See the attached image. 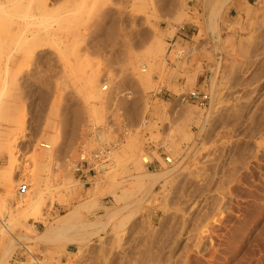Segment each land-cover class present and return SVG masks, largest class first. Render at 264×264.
I'll return each mask as SVG.
<instances>
[{"label": "rangeland", "instance_id": "374dc122", "mask_svg": "<svg viewBox=\"0 0 264 264\" xmlns=\"http://www.w3.org/2000/svg\"><path fill=\"white\" fill-rule=\"evenodd\" d=\"M245 4L249 14L238 10ZM262 5L47 0L46 10L10 12L13 20L26 12L27 22L0 29V264H264ZM156 41L162 51L151 54ZM191 90L209 99L181 102ZM11 134L12 156L2 143ZM117 140L111 170L73 173L82 153ZM147 171L164 175L149 187L132 184ZM21 180L29 190L17 196ZM39 196L44 203L34 208Z\"/></svg>", "mask_w": 264, "mask_h": 264}, {"label": "bare ground", "instance_id": "6f19581e", "mask_svg": "<svg viewBox=\"0 0 264 264\" xmlns=\"http://www.w3.org/2000/svg\"><path fill=\"white\" fill-rule=\"evenodd\" d=\"M24 1L25 0H0V29H2L3 28V31H5L4 29H10V30H19V29H21V27H24V26H26L25 24H26V22L24 21V18H25V16H26V12H25V15H23L22 14V12H21V14H19L20 15V17H19V19H17V20H13L12 18H14V17H11L10 15V12H12L13 10L15 11H17V10H20V11H23L24 9L23 8H25L26 10H31V9H39V10H43V9H45L46 10V6H47V0H36V6L34 7V6H32L31 5V1L32 0H29V2H26V5L24 4ZM31 2V3H30ZM33 2H35V1H33ZM28 3V4H27ZM100 3V2H99ZM102 3V2H101ZM104 5V4H103ZM173 5V4H172ZM178 5V4H177ZM221 6V5H220ZM249 6V5H248ZM246 4L245 5H241L239 8H238V10H241L242 12H244L245 14H249L250 13V11H251V9L248 7ZM262 6H264V5H262ZM175 7V6H174ZM177 7V6H176ZM185 7V6H184ZM234 7V6H233ZM261 8V7H260ZM259 8V9H260ZM254 9V8H253ZM47 10H49V9H47ZM175 10V9H174ZM174 10H172V12L174 11ZM220 10V9H219ZM255 10H256V8H255ZM111 11V10H110ZM254 11V10H253ZM252 11V12H253ZM261 11V10H260ZM17 12H19V11H17ZM24 12V11H23ZM32 11H30V13H31ZM180 12V11H179ZM179 12H177V13H179ZM256 12V11H255ZM262 12H264V11H262ZM41 13V12H40ZM219 13V12H218ZM257 13V12H256ZM261 13V12H260ZM259 13V14H260ZM18 13H16V15H17ZM43 14V13H42ZM254 14V13H253ZM261 14H264V13H261ZM46 15V14H45ZM180 15V14H179ZM178 15V16H179ZM251 15V14H250ZM246 16V15H245ZM259 16V15H258ZM261 16V15H260ZM18 17V16H17ZM34 17H35V15H34ZM254 18H257V17H255V16H253ZM168 18V17H167ZM179 18V17H178ZM245 18V17H244ZM16 19V18H15ZM29 19V18H28ZM36 19V18H35ZM174 19V18H173ZM252 19V18H251ZM23 20V21H22ZM30 20V19H29ZM178 20H180V19H178ZM244 20V19H243ZM249 20V19H248ZM261 22H258V23H264V15H262L261 16ZM31 21V20H30ZM37 21V20H36ZM29 23H31V22H29ZM209 23V22H208ZM232 23V22H231ZM251 23V22H250ZM234 24V23H233ZM237 24V23H236ZM27 25H28V23H27ZM33 25V24H32ZM31 25V26H32ZM58 25V24H57ZM61 25V24H60ZM59 25V26H60ZM58 26V27H59ZM248 26H249V24H248ZM262 26V25H261ZM257 27H258V25H257ZM256 27V28H257ZM25 28V27H24ZM23 28V29H24ZM256 28H254V29H256ZM55 29V28H54ZM111 29V28H110ZM15 30V31H16ZM34 30V29H33ZM23 31V30H22ZM256 31V30H255ZM258 31V30H257ZM18 32H20V31H17V33ZM73 32V31H72ZM108 32V31H107ZM1 33V32H0ZM3 33V32H2ZM10 34V33H9ZM12 34V33H11ZM11 34H10V36H11ZM19 34V33H18ZM47 34V33H46ZM75 34H77V32H75ZM17 35V34H16ZM73 35V34H72ZM114 35V34H113ZM227 35V34H226ZM233 35V34H232ZM235 35V34H234ZM21 36V34L19 35V38H21L20 37ZM26 36V35H25ZM79 36V35H78ZM11 37H15V36H13V34H12V36ZM33 37V36H32ZM31 37V38H32ZM41 37V36H40ZM48 37V36H47ZM226 37V36H225ZM241 37V36H240ZM251 37V36H250ZM253 37V36H252ZM19 38H18V41H19ZM51 38V37H50ZM227 38V37H226ZM254 38V37H253ZM258 38V37H257ZM7 39V37H5V40ZM27 39V38H26ZM29 39V38H28ZM245 39V38H244ZM1 40V39H0ZM34 38H32V40L31 41H33L34 42ZM206 40V39H205ZM253 40V39H252ZM21 41V40H20ZM30 41V44H32L33 42H31ZM227 41V40H226ZM244 41H246V40H244ZM10 42V41H9ZM36 42H37V37H36ZM157 42V45L158 46H156V47H152L153 48V50H151L150 48V50L152 51V52H150V51H148V52H150L151 54L152 53H154V51H158L159 53H161V51H162V48H161V46H162V44H160L159 43V41H156ZM203 42V41H202ZM205 42V41H204ZM224 42V41H223ZM20 43V42H19ZM38 43V42H37ZM42 43V42H41ZM159 43V44H158ZM234 43V42H233ZM2 44V43H1ZM4 44V43H3ZM156 44V43H155ZM239 44V43H238ZM19 45H21V44H19ZM33 45V44H32ZM154 45V44H153ZM251 45H253V42H252V44ZM262 45H264V44H262ZM14 46H16V45H14ZM34 46V45H33ZM29 47V46H28ZM198 47V46H197ZM1 48V47H0ZM3 49V48H2ZM30 49V48H29ZM34 49V48H33ZM262 49V48H261ZM28 51V50H27ZM180 51V50H179ZM262 51V50H261ZM7 52V51H6ZM25 52V51H24ZM157 52V53H158ZM252 52V51H251ZM4 53V52H3ZM30 53V52H29ZM149 53V54H150ZM185 53V52H184ZM262 53V52H261ZM2 54V53H1ZM25 54V53H24ZM27 54V53H26ZM253 54V53H252ZM9 55V54H8ZM22 55V54H21ZM28 55V54H27ZM26 55V56H27ZM156 55V54H155ZM175 55V54H174ZM179 55V54H178ZM256 55V54H255ZM9 57V56H8ZM7 57V58H8ZM28 57V56H27ZM175 57V56H174ZM197 61V60H196ZM191 63V62H190ZM183 65H184V63H183ZM7 66V65H6ZM151 66V65H150ZM169 66V65H168ZM182 66V65H181ZM9 67V66H8ZM176 67V66H175ZM52 68H54V67H52ZM51 68V69H52ZM150 68V67H149ZM45 69V68H44ZM171 69V68H170ZM191 69V68H190ZM1 70V69H0ZM55 70V69H54ZM144 72H145V69H144ZM1 73V72H0ZM147 74V73H146ZM146 74H145V76H146ZM148 75V74H147ZM149 76V75H148ZM188 76V75H187ZM145 79H147L146 77H145ZM145 79H143V80H145ZM149 79V78H148ZM193 79V78H192ZM13 80V79H12ZM148 81V80H147ZM13 83L15 82V81H12ZM149 82V81H148ZM9 84V83H8ZM149 84V83H148ZM11 85V84H10ZM13 85V84H12ZM146 85V84H145ZM6 86V85H5ZM14 87H16V86H14ZM8 88H10V87H8ZM7 88V89H8ZM211 88V87H210ZM19 89V88H18ZM9 90V89H8ZM211 90V89H210ZM5 91H7V90H5ZM14 91V90H13ZM3 92V91H2ZM14 92H16V91H14ZM210 92V91H209ZM12 93V92H11ZM20 93V92H19ZM5 93H3V95H4ZM10 94V93H9ZM15 95V94H14ZM212 95V94H211ZM12 96V95H11ZM251 97V96H250ZM180 99V98H179ZM13 101V100H12ZM23 101V100H22ZM124 101V100H123ZM255 101V100H254ZM20 102V101H19ZM44 102H45V100H44ZM130 103V102H129ZM180 103V102H179ZM135 104V103H134ZM125 105H127V104H125ZM132 105V104H131ZM188 105V104H187ZM4 106V105H3ZM1 108V107H0ZM7 108V107H6ZM126 108V107H125ZM191 108V107H190ZM196 109H197V107H195ZM3 109V108H2ZM20 109V108H19ZM164 109V108H163ZM16 110V109H15ZM201 110V109H200ZM202 111V110H201ZM256 111H257V109H256ZM131 112V111H130ZM177 112V111H176ZM197 112V111H196ZM206 112V111H205ZM253 112V111H252ZM262 112H264V111H262ZM2 113H3V111H2ZM8 113V112H7ZM9 113H11V112H9ZM17 113V112H16ZM179 113V112H178ZM184 113H185V111H184ZM191 113V117H192V112H189V114ZM12 114V113H11ZM133 114V113H132ZM140 114V113H139ZM169 114V113H168ZM198 114H200V113H198ZM253 114V113H252ZM18 114H16V116H17ZM131 115V114H130ZM186 115V114H185ZM262 115H264V114H262ZM1 116V115H0ZM19 116V115H18ZM132 116V115H131ZM179 116V115H178ZM195 116H197V115H195ZM251 116V115H250ZM11 117V116H10ZM143 117V116H142ZM6 118V117H5ZM129 118V117H128ZM166 118V117H165ZM183 118V117H182ZM260 118V117H259ZM2 119V118H1ZM13 119V118H12ZM139 119V118H138ZM181 119V118H180ZM186 121H187V119L186 118H184ZM184 119H182V120H184ZM192 119V118H191ZM194 119V118H193ZM262 119H264V118H262ZM7 120V119H6ZM140 120V119H139ZM202 120V119H201ZM15 121H16V119H15ZM131 121V120H130ZM138 122V121H137ZM149 122V121H148ZM190 122V121H189ZM253 122V121H252ZM7 123V122H6ZM17 123V122H16ZM262 123V122H261ZM9 124H11V123H9ZM22 124V123H21ZM146 124V123H145ZM144 123H142V126H144L145 125ZM250 124H251V122H250ZM260 124V123H259ZM147 125V124H146ZM168 126V125H167ZM256 126V125H255ZM5 127V126H4ZM10 127V126H9ZM9 127H7V130H8V128ZM15 127V126H14ZM172 127V126H171ZM179 127V126H178ZM251 127V126H250ZM260 127V126H259ZM262 127V126H261ZM1 128H2V126H1ZM16 128V127H15ZM173 129V128H172ZM178 129V128H177ZM1 130V129H0ZM10 130V129H9ZM15 130H17V129H15ZM171 130V129H170ZM175 130V129H174ZM174 130H173V132H174ZM179 130V129H178ZM259 130V129H258ZM262 131V130H261ZM6 132V131H5ZM168 132V131H167ZM182 132V131H181ZM250 132V131H249ZM2 133V132H1ZM0 133V134H1ZM165 133V132H164ZM6 134V133H5ZM17 134V133H16ZM166 134V133H165ZM169 134V133H168ZM174 134V133H173ZM187 134V133H186ZM13 136H16L15 134H11L10 136H9V138H7L6 137V140L5 141H1L2 143H4V146L6 147V151L8 152V154H12V149H11V143H10V141L12 140V142H13ZM126 136V135H125ZM133 136V135H132ZM168 136V135H167ZM1 138V137H0ZM168 138V137H167ZM171 138V137H170ZM2 139V138H1ZM52 139V138H51ZM50 139V140H51ZM132 140V139H131ZM162 140V139H161ZM160 140V141H161ZM14 141H15V138H14ZM47 142H49V141H47ZM50 143H51V141H50ZM70 143V142H69ZM131 144V143H130ZM178 144V143H177ZM2 145V144H1ZM48 147H49V145H47ZM14 147V146H13ZM12 147V148H13ZM69 147V146H68ZM134 148V147H133ZM136 148V147H135ZM134 148V149H135ZM168 149V148H167ZM187 149V148H186ZM21 150V149H20ZM47 151V150H46ZM45 151V152H46ZM198 151V150H197ZM196 151V152H197ZM168 152V151H167ZM188 152V151H187ZM195 152V153H196ZM138 153H140V152H138ZM181 153V152H180ZM186 153V152H185ZM40 154H42L43 155V153H40ZM45 154V153H44ZM143 154V153H142ZM168 154V153H167ZM194 154V153H193ZM192 154V155H193ZM46 155V154H45ZM9 156V155H8ZM12 156V155H11ZM14 156V155H13ZM41 156V155H40ZM42 157V156H41ZM40 157V158H41ZM140 157V156H139ZM234 157V156H233ZM191 158V157H190ZM7 159H9V158H7ZM48 159V158H47ZM160 159V158H159ZM233 159V158H232ZM11 160V161H10ZM10 160H8V161H10L11 163L9 164L10 166V168L12 167L13 168V164H14V159L12 158V159H10ZM51 160V159H50ZM141 160V159H140ZM173 160V159H172ZM181 160V159H180ZM7 161V162H8ZM40 161V160H39ZM38 161V162H39ZM240 161H242V160H240ZM45 162V161H44ZM163 162V161H162ZM40 163V162H39ZM46 164V163H45ZM24 165H25V163H24ZM27 165H29V164H27ZM59 165V164H58ZM67 165V164H66ZM139 165V164H138ZM141 165V164H140ZM165 165V164H164ZM234 165V164H233ZM8 166V165H7ZM62 166V165H61ZM215 166H217V165H215ZM4 167V166H3ZM56 167V166H55ZM64 167V166H63ZM139 167H141L142 169L144 168V166L143 165H141V166H139ZM173 167V166H172ZM171 167V168H172ZM11 168V169H12ZM29 168V167H28ZM36 168V167H35ZM40 168V167H39ZM44 168V167H43ZM42 168V169H43ZM141 168H138L139 169V171H140V169ZM163 168V167H162ZM184 168V167H183ZM186 168V167H185ZM15 169V168H14ZM17 169V168H16ZM27 169V168H26ZM138 169H137V171H138ZM9 170V169H8ZM111 170V169H110ZM169 170H170V168H169ZM187 170V169H186ZM233 170V169H232ZM10 172L8 173V174H4V176H3V180H5V181H9L10 180V176H11V171L12 170H9ZM33 171V170H32ZM40 171H41V169H40ZM70 171V170H69ZM68 171V172H69ZM143 171V170H142ZM171 171V170H170ZM173 171V170H172ZM25 172V171H24ZM31 172V171H30ZM49 172V171H48ZM51 172H53V169H52V171ZM167 172V171H166ZM165 172V173H166ZM37 173V172H36ZM34 174L33 175V177H35V175H37V174ZM71 173V172H70ZM105 173V172H104ZM112 173V172H111ZM113 173H114V171H113ZM117 173V172H116ZM128 173V172H127ZM145 174L144 175H142V173L140 174V173H138L139 175L138 176H136V179H138L137 177H141V175H142V177L141 178H139L138 180H135L136 182H134L133 181V185L135 184V185H137V186H139V187H141V186H143L144 188H145V186H147L146 184L147 183H149V182H153V184L158 180V178L159 177H161V175H164V172L162 173L161 171H159V172H152V171H150V172H144ZM30 174H32V173H30ZM64 174H65V172H64ZM99 174V173H98ZM126 174V173H125ZM52 175V174H51ZM58 175V174H57ZM66 175V174H65ZM107 175H109V174H107ZM112 175V174H111ZM172 175V174H171ZM182 175V174H181ZM180 175V176H181ZM215 175V174H214ZM1 176V175H0ZM26 176V175H25ZM25 176H24V178H25ZM68 176V175H67ZM112 176H116L115 174H113ZM144 176V177H143ZM6 177V178H5ZM7 177H8V179H7ZM63 177H65V176H63ZM174 177V176H173ZM32 178V177H31ZM40 178V177H39ZM108 178H110V179H112V177L110 176H108ZM108 178H106V180H108L109 181V179ZM114 178V177H113ZM17 179V178H16ZM29 179V178H28ZM64 179V178H63ZM167 179V178H166ZM173 179H175V178H173ZM32 180V179H31ZM37 180H39V179H37ZM37 180H36V182H37ZM60 180V179H59ZM95 180V179H94ZM7 181V182H8ZM14 181V180H13ZM22 181V180H21ZM26 181V180H25ZM29 181V180H28ZM33 181H34V178H33ZM114 181V180H113ZM112 181V182H113ZM12 182V181H11ZM36 182H34V183H36ZM50 182V181H49ZM112 182H111V180H110V182L108 183V184H112ZM130 182V181H129ZM172 182V181H171ZM2 183V182H1ZM8 183H10V182H8ZM17 183V182H16ZM38 183H40V182H38ZM37 183V184H38ZM139 185H138V184ZM163 183V182H162ZM168 183V182H167ZM13 184V183H12ZM18 184V183H17ZM36 184V185H37ZM107 184V185H108ZM110 184V185H111ZM118 184V183H117ZM150 184H152V183H150ZM150 184H149V186H150ZM221 184V183H220ZM19 185V184H18ZM46 185V184H45ZM109 185V186H110ZM162 185V184H161ZM169 185H170V183H169ZM94 186V185H93ZM149 186H147V187H149ZM1 187V186H0ZM17 187V186H16ZM146 187V188H147ZM7 188V187H6ZM47 188V187H46ZM127 188V187H126ZM130 188V187H129ZM131 188H132V186H131ZM130 188V189H131ZM142 188V187H141ZM141 188H139V189H141ZM162 188V187H161ZM216 188V187H215ZM16 189V188H15ZM31 189V188H30ZM44 189V188H43ZM58 189V188H57ZM56 189V190H57ZM69 189V188H68ZM95 189H98V187L96 188L95 187ZM129 189V190H130ZM150 189V188H149ZM17 190V189H16ZM124 190V189H123ZM123 190H122V192H123ZM127 190V189H126ZM125 190V191H126ZM128 190V191H129ZM134 190V189H133ZM138 190V189H137ZM7 191V190H6ZM39 191V193H41V195H42V192H41V190H38ZM124 191V192H125ZM128 191H126V192H128ZM131 191V190H130ZM15 192V191H14ZM30 192V191H29ZM56 192V191H55ZM92 192V191H91ZM95 193V192H94ZM27 194V193H26ZM53 194V193H52ZM67 194V193H66ZM114 194V196H115V198H116V200H118L120 197H121V195L119 196L118 194H116V193H113ZM144 194H146V193H144ZM152 194V193H151ZM176 194V193H175ZM174 194V195H175ZM16 195V194H15ZM123 195H125L124 193H123ZM153 195V194H152ZM156 195V194H155ZM154 195V196H155ZM27 196V195H26ZM47 196H49V195H47ZM130 196V195H129ZM142 196V195H141ZM145 196V195H144ZM153 196V197H154ZM164 196V195H163ZM162 196V197H163ZM17 197V196H16ZM32 197V196H31ZM31 197L29 198V200H31ZM36 197V196H35ZM43 196H39V198H38V200H36L35 201V205L36 206H33L34 208L35 207H40V204H42V203H44V201H43V198H42ZM151 197V196H150ZM176 197V196H175ZM15 198V197H14ZM94 198V197H93ZM92 198V199H93ZM127 199V196L125 197V196H123L122 197V199ZM129 198V197H128ZM24 198L22 197V200H23ZM47 199V198H46ZM51 199V198H50ZM26 200V199H25ZM33 200V199H32ZM45 200V199H44ZM130 200V199H129ZM159 200V199H158ZM93 201V200H92ZM138 201V200H137ZM133 202V201H132ZM21 203V202H20ZM24 203H25V201H24ZM89 203V202H88ZM91 203H93V202H91ZM90 203V204H91ZM95 203V202H94ZM130 203V202H129ZM128 203V205H130ZM135 203V202H134ZM159 203V202H158ZM7 204H8V202H7ZM169 204V203H168ZM38 205V206H37ZM81 205V204H80ZM86 205H87V203H86ZM126 205V204H125ZM78 206V205H77ZM140 206V205H139ZM31 207V206H30ZM84 207V206H83ZM86 207V206H85ZM166 207V206H165ZM3 208V207H2ZM10 208V207H9ZM32 208V207H31ZM78 208V207H77ZM87 208H89V207H87ZM134 208V207H133ZM125 209V208H124ZM113 210V209H112ZM112 210L110 211V210H106V214H105V216L107 217V218H105L106 220L107 219H110L111 218V215H112ZM182 210V209H181ZM4 211V210H3ZM34 211V210H33ZM38 211V210H37ZM77 211V210H76ZM75 211V212H76ZM36 212V211H35ZM34 212V213H35ZM69 212V211H68ZM67 212V213H68ZM126 212V211H125ZM133 212V211H132ZM165 212V211H164ZM1 213V212H0ZM33 213V214H34ZM40 212H37V214H39ZM115 213V212H114ZM128 213H130V212H128ZM182 213V212H181ZM7 214H8V212H7ZM11 214V213H10ZM32 214V215H33ZM180 214V213H179ZM1 215V214H0ZM35 215V214H34ZM74 215V214H73ZM114 215V214H113ZM176 215V214H175ZM38 216V215H37ZM36 216V217H37ZM40 216V215H39ZM38 216V217H39ZM166 216V215H165ZM2 217V216H1ZM70 218V214H68L64 219H59L58 221H56L55 222V225L53 224V226H51V227H49V228H47L45 231H43L44 233H43V235H45V237L47 236V238H48V235L50 236V234H51V232H53V230L54 229H56V228H59L61 225L60 224H64V222L65 221H67L68 219ZM74 218V217H73ZM182 218V217H181ZM186 218V217H185ZM43 219V218H42ZM122 220H123V218H121ZM120 219V220H121ZM125 219V218H124ZM45 220V219H44ZM70 220V219H69ZM68 220V221H69ZM120 220H118V221H120ZM110 221V220H109ZM105 222V221H104ZM45 223H46V221H45ZM101 223H103V222H101ZM118 224H119V222H117ZM185 223V222H184ZM44 224V223H43ZM47 224H48V222H47ZM97 224H99V226L101 225L100 224V221H96V222H94L93 224H92V222H91V225H94V226H97ZM51 225V224H50ZM60 225V226H59ZM65 225H66V222H65ZM113 225V224H112ZM119 225H123V224H119ZM114 226V225H113ZM118 226V225H117ZM183 226H185V225H183ZM73 227V226H72ZM117 228V227H116ZM119 228V227H118ZM113 229V228H112ZM123 230V229H122ZM183 230V229H182ZM138 231V230H137ZM143 231V230H142ZM96 232V231H95ZM118 232V231H117ZM76 233V232H75ZM142 234V233H141ZM71 235V234H70ZM82 236V235H81ZM44 237V238H45ZM195 237V236H194ZM47 238H45V239H47ZM82 238V237H81ZM178 238H180V237H178ZM203 238V237H202ZM198 239V238H197ZM199 239H201V238H199ZM75 240V239H74ZM82 240V239H81ZM116 240V239H115ZM114 240V241H115ZM180 240V239H179ZM17 241V240H16ZM65 241H67V240H65ZM195 241V240H194ZM199 241H201L200 243H202V240H199ZM199 241H198V244H199ZM19 242V241H18ZM21 242V241H20ZM82 242V241H81ZM117 243H118V241H116ZM174 242V241H173ZM179 241H177V242H175V245H174V248L176 247V244L178 243ZM186 242V241H185ZM15 243H17V242H15ZM39 243V242H38ZM83 243V242H82ZM113 243V242H112ZM153 243V242H152ZM193 243V242H192ZM80 244V243H79ZM138 244V243H137ZM173 244V243H172ZM188 244V243H187ZM198 244H196V245H198ZM18 245V244H17ZM112 245H114V244H112ZM178 245V244H177ZM202 245V244H201ZM204 245H205V243H204ZM79 246V245H78ZM115 246H117V244L115 245ZM203 246V245H202ZM201 246V247H202ZM86 247V246H85ZM118 247V246H117ZM117 247H116V249H117ZM151 247V246H150ZM28 248V247H27ZM82 248V247H81ZM53 249V248H52ZM115 249V250H116ZM119 249V248H118ZM132 249V248H131ZM172 249V248H171ZM28 250V249H27ZM87 250V249H86ZM121 250V249H120ZM174 250V249H173ZM196 250H198V248L196 249ZM80 251V250H79ZM111 251V250H110ZM149 251V250H148ZM184 251V250H183ZM199 251V250H198ZM29 252H30V249H29ZM78 252V251H77ZM85 252V251H84ZM106 252V251H105ZM154 252V251H153ZM196 252V251H195ZM31 253V252H30ZM143 253H144V251H143ZM201 253V252H200ZM84 254V253H83ZM178 254V253H177ZM177 254H176V257H177ZM68 255V254H67ZM96 255H97V253H96ZM106 255V254H105ZM114 255V254H113ZM139 255V254H138ZM179 255V254H178ZM31 256V255H30ZM80 256V255H79ZM122 256V255H121ZM139 256H141V255H139ZM155 256V255H154ZM74 257H76V256H74ZM109 257V256H108ZM111 257V256H110ZM134 257H136V256H134ZM182 257V256H181ZM180 257V258H181ZM81 258V257H80ZM103 258V257H102ZM140 258V257H139ZM143 258H144V256H143ZM149 258V257H148ZM150 258H152L153 259V257H150ZM31 259H33V258H31ZM30 259V260H31ZM82 259V258H81ZM99 259V258H98ZM160 259V258H159ZM162 259V258H161ZM70 260V259H69ZM148 260V259H147ZM68 261V260H67ZM122 261V260H121ZM125 261V260H124ZM138 261V260H137ZM150 261V260H149ZM100 262H101V259H100ZM99 262V263H100ZM118 262V261H117ZM131 262V261H130ZM134 262V261H133ZM139 262V261H138ZM65 263V262H64ZM141 263V262H140ZM153 263H154V261H153ZM164 263V262H163ZM38 264V263H37ZM97 264V263H96ZM128 264V263H127ZM130 264V263H129ZM134 264V263H133ZM138 264V263H137Z\"/></svg>", "mask_w": 264, "mask_h": 264}, {"label": "built area", "instance_id": "2783aa9c", "mask_svg": "<svg viewBox=\"0 0 264 264\" xmlns=\"http://www.w3.org/2000/svg\"><path fill=\"white\" fill-rule=\"evenodd\" d=\"M181 102H193L203 105L209 99V95L205 92L191 90L179 95ZM146 123L145 121L143 122ZM116 142L99 143L93 150L82 153L80 159L74 163L73 173L79 179H87L89 176L94 177L98 172L110 169L113 166L112 151L116 147ZM29 190L28 181H21L17 186V196H24ZM0 209H2V202L0 200ZM3 217H0V223L5 224L6 215L2 212Z\"/></svg>", "mask_w": 264, "mask_h": 264}]
</instances>
